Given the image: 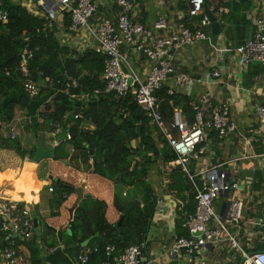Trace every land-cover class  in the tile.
<instances>
[{"label":"crops","instance_id":"obj_1","mask_svg":"<svg viewBox=\"0 0 264 264\" xmlns=\"http://www.w3.org/2000/svg\"><path fill=\"white\" fill-rule=\"evenodd\" d=\"M6 1L20 4L33 16L44 18L49 27L55 24L61 46L80 54L88 49L97 51V42L86 29L83 28L76 33L69 31V27L66 26L65 22L66 15L63 12L58 13L55 20L50 21L49 15L55 9L46 0ZM117 1L97 0L98 13L93 21L96 18H116L119 13ZM208 1L209 9L220 22V34L214 35L210 25L206 28L209 35L208 39L178 51L173 50L171 56L176 68L192 77L204 79L212 74L215 69L221 72L219 79H210L207 83L197 84L192 96L189 98L192 101H198L203 95L208 94L212 99V109L223 104H229L231 116L239 129L236 133L225 138L213 134L210 141L205 145V152L197 157L191 156L188 167L190 173L194 175L193 183H195L196 178L200 182L204 180L202 172L217 169L225 173L229 182L234 185L228 197L224 193L215 205L217 214L226 219L229 210L227 208L228 202L235 198L244 201V221L239 230L240 232H238L239 234H237L240 248H233L226 241L220 244H209L198 255L190 256L183 253L176 258L169 256L168 249L173 239L178 236L180 226L182 228L181 213H186V203L181 198L173 195L168 187L171 171L176 165L173 162L165 164L158 161L148 166L147 180L158 199L157 210L148 233L144 253V259L148 264H244L245 254H249V250L264 246V228L255 224L253 213L264 206V176H256L257 171L264 170V160L261 157L264 153L259 154L258 149L260 147L256 145L258 138L264 136V127L260 126L257 114V108L264 102V65L251 64L245 68L240 63L236 53L237 48L254 35L259 27L258 22L264 21V0H252L250 9L244 6L235 12L234 16H236V20H239L238 22L231 18V21L224 24L221 22V15L222 13L230 14V8L224 7V5L231 0ZM237 1L242 2V0ZM3 3L4 0H0V4L4 8ZM189 3L190 0H141L135 6L134 19L145 26L151 27L160 16H164L174 30H181L184 27L198 29L201 21L206 17L205 9L203 8V12L199 16L192 17L189 15ZM241 19H244L245 22L240 21ZM262 29L264 30V26ZM71 55L74 56L72 53ZM131 58L138 73L145 77L151 69V64L144 56L135 51L131 52ZM63 74H65V69ZM64 78V81L73 87V81H76L75 87H77L78 80L67 78V76ZM38 82L41 85V91L43 88H47L45 82ZM170 86L171 83H168L165 87L169 90ZM88 96L82 95L77 100L89 102L90 98ZM0 98L2 97L0 96ZM49 102H52V98ZM43 108L44 106L38 112L36 127L31 123L28 108L17 107L13 120L16 122L13 124L17 125L19 132L17 139L20 140L22 146L31 151L35 150L34 153L40 149L43 154L42 157H44L35 169L38 178L44 184L42 190L37 193L40 202V214L37 215L34 212L33 200L36 193L32 191L30 185L26 183L28 185L26 186L22 182L26 159L15 150H0V156L4 157V164L1 163L3 160L0 158V174L2 176L0 178V196H14L17 198L22 196L20 199L33 209L34 219L39 220L43 233L42 222L54 228L57 232L60 230L69 231V225L76 213L77 206L85 196H92L105 201L108 204L109 219L111 222L117 223L121 213L115 206L116 192H118V197L122 202L132 196L141 201L144 195L143 188L141 186L131 188L115 187L112 181L91 173V168L95 162L94 158H91L88 162H82L83 159L73 160L74 155L77 153V151L72 152L73 146L68 147L70 155L68 160H54L52 155L50 158L47 157L46 153L54 149L53 141L55 137L51 133L53 122L47 124L39 115ZM74 113L76 112L72 111L67 114L73 116ZM78 113L83 115L81 112ZM175 118L193 120L186 115L183 103L174 107ZM80 128L84 131L95 129L85 120L81 123ZM2 132L4 136L10 137L8 124L4 125ZM64 137L65 135L61 134L56 138L64 140ZM138 145L139 141L132 142L134 148ZM138 160L143 161L142 158H138ZM56 179L67 182L76 189L59 209L52 207L49 202L52 196L49 187ZM14 183H17V193L21 196L11 191ZM188 194V191H185L184 195L189 196ZM53 210L58 212L55 217L51 216ZM183 226L186 228V225ZM88 244L85 247H91ZM20 246L25 252L29 253V264H32L29 249L22 243H20ZM59 246L63 245L60 243ZM85 247L80 246L76 259L73 258L74 264H76L78 256ZM50 252H45V257ZM95 255L93 256L95 257ZM106 259L105 254L104 259L96 260L95 258L90 264H101ZM43 264H51V262L45 259Z\"/></svg>","mask_w":264,"mask_h":264},{"label":"trees","instance_id":"obj_2","mask_svg":"<svg viewBox=\"0 0 264 264\" xmlns=\"http://www.w3.org/2000/svg\"><path fill=\"white\" fill-rule=\"evenodd\" d=\"M129 1H132L135 6L141 2V0H137L136 3L134 0ZM206 2L209 3L208 0ZM251 5L252 0H242L241 3L231 0L224 5L230 8V14L222 13L221 22L224 24L231 21V18L238 22L239 20H236L234 16L235 12L244 6L250 9ZM3 6L9 12V23L0 31V96L2 97L0 105L3 99L13 92H17L21 101L8 102L0 111V150L17 151L20 140L4 136L2 131L4 125L14 120L17 107L27 109V104L32 100L24 89V77L19 70L22 59L20 50L29 44L34 51V58L29 66L34 80L44 82L40 76L42 72L45 76L61 79L63 82L65 76L78 80L77 87H65L66 90L64 88L63 92L57 93L58 87L57 89L43 88L40 93V99L45 102V106L39 115L47 123L62 120L64 114L72 111L81 112L84 117L83 121H74L71 127V139L62 142L60 147L54 148L52 158L58 161L68 160L70 157L68 147L73 146L77 151L74 157L72 156L73 160L83 159L82 162H88L94 156L96 157L91 173L112 181L115 187L141 186L144 193L140 203L135 204L125 215H122L119 208L124 209L134 204L137 199L131 195L132 197L122 202L116 192L115 206L121 213L119 221L123 219L120 227L118 226L119 221L113 223L109 219L108 204L92 196H85L77 206L69 225V231L57 232L42 222L44 233L41 244L21 242L29 249L32 264H43L45 262L44 253L56 249L60 243L65 250L60 252L51 264H74L71 248L80 247L91 238L88 245L100 248V254L93 256L92 261L95 258L96 260L104 259L105 248L109 245L115 246L117 251H124L132 245L143 243L146 245L158 205V199L147 180L148 166L158 161L165 164L174 163L177 155L162 132L152 126L150 119L133 96L118 97L114 93L105 92V85L101 79L105 64V57L102 54L94 49H88L83 54L71 51L61 46L55 24L49 27L44 18L33 16L20 4L4 0ZM68 17L66 14L65 22L69 27L70 18ZM240 21L245 22L244 19ZM3 62L7 64L1 66ZM62 67L65 69V74L58 73ZM95 90H100L102 93L93 96ZM82 95H89L88 106H75L74 101ZM157 96L166 127L170 128L174 120V107L181 103L184 104L186 115L191 119L194 118V112L190 106L192 100L189 97L181 93L170 95L166 87L161 89ZM51 98L52 102H49ZM2 115L6 118L5 121L2 120ZM84 120L95 129L82 130L80 126ZM133 141H139L138 147L132 146ZM256 145L260 147L258 153L263 154L264 136L258 138ZM18 154L21 155L20 152ZM138 158H142L143 161L140 162ZM170 176L168 187L171 193L186 203V213H181L182 228L180 226L178 236H188V231L183 225L186 224L188 216L195 213L197 189L202 190L204 184L198 178L193 183L181 166H175ZM256 176H264V170L257 171ZM33 181L38 186V191H41L44 184L38 178L36 171ZM22 182L26 185L23 176ZM16 185L17 183H14L12 192L17 193ZM51 186L54 187V192L49 202L52 207L58 209L67 201L62 199V195L64 193L71 195L76 190L64 181H53ZM185 191H188L189 196L184 195ZM56 215H58L57 211H51V216ZM96 234H99L100 238H95ZM261 250H264V246L249 250L248 253ZM143 264H148V262L144 261Z\"/></svg>","mask_w":264,"mask_h":264},{"label":"built area","instance_id":"obj_3","mask_svg":"<svg viewBox=\"0 0 264 264\" xmlns=\"http://www.w3.org/2000/svg\"><path fill=\"white\" fill-rule=\"evenodd\" d=\"M55 10L51 11L49 20L56 19L58 13L63 12L70 18L69 31L78 32L86 29L96 40V50L105 57L102 73L106 93H114L118 97L131 95L145 112L152 126L162 132L168 143L177 155L176 165H181L191 180L187 166L191 156L202 155L205 145L210 141L215 132L221 138L236 133L239 129L231 116L229 104H223L212 109V99L208 94L203 95L198 101L191 102L194 118L182 120L175 118L170 128L166 127L160 110L158 92L168 83H171L169 94L181 93L187 97L197 84L207 83L210 79H219L221 72L217 69L207 78H196L180 72L173 63L171 52L192 46L208 39L206 28L211 25L207 17L201 21L200 28L191 29L184 27L174 30L164 16H160L153 26L148 27L134 19L135 4L129 0H118L119 13L116 18H94L98 13L97 0H46ZM206 0H190L189 15L199 16L203 12ZM49 12V11H48ZM9 23V12L0 4V31ZM259 27L254 35L240 45L236 53L243 67L247 68L254 62L264 65V21L258 22ZM144 56L151 64L149 73L141 76L132 63L131 52ZM34 58V51L29 44L23 49L19 70L23 74V86L31 99L40 96L41 85L32 78L30 62ZM45 87L63 92L65 87L72 86L61 79L45 76ZM74 87L76 81H73ZM56 93V94H57ZM102 92L95 90L93 96ZM89 98V96H88ZM260 126L264 127V102L257 108ZM84 119L83 115L74 113L66 114L63 120H55L51 124L53 148L62 142L71 139V127L74 121ZM16 123L8 124L10 138L16 140L19 136ZM64 134V140L57 139ZM76 150L72 147V152ZM264 160V154L261 156ZM204 175V188L198 189L196 197V211L187 219L188 236H176L168 254L172 258L187 253L190 256L198 255L209 244L229 242L233 248H240L237 234L240 232L244 221L245 203L242 199L235 198L231 201L227 218L217 214L216 201L221 194L230 192L234 185L231 184L225 173L217 169L202 172ZM53 192L54 188H50ZM62 198L67 200L69 194L64 193ZM34 215L23 200L4 198L0 196V264H29V253L20 246L35 234ZM3 243L5 244L3 246ZM145 243L132 245L124 251H117L115 246L105 248L106 261L101 264H143L145 261ZM100 252L98 246L85 247L78 256L76 264H90L92 257ZM244 264H264V250L245 254Z\"/></svg>","mask_w":264,"mask_h":264},{"label":"water","instance_id":"obj_4","mask_svg":"<svg viewBox=\"0 0 264 264\" xmlns=\"http://www.w3.org/2000/svg\"><path fill=\"white\" fill-rule=\"evenodd\" d=\"M134 2L136 3L137 0H134ZM204 9H205V14H206V17L208 19V21L211 23V27L213 29V34L214 35H219L220 32H221V25H220V22L218 21L217 17L214 16V14L211 12V10L209 9V6H208V3L206 2L205 5H204ZM20 53L22 54L23 53V49L20 50ZM7 64V62H3L1 64V66H5ZM253 64H258V65H261L260 62H254ZM59 72H63L64 73V68L62 67L59 71ZM11 101H17V102H20L21 101V98L18 96L17 92H13L11 95L5 97L0 105V111L2 110L3 106L8 103V102H11ZM74 104L78 107H86L88 102L86 101H82V100H76L74 101ZM45 106V103L44 101H42L40 99V96H36L35 99H32L31 102H29L27 104V108L29 110V113H30V118H31V123L34 127H36L37 125V120H38V112L39 110ZM2 120L5 121L6 118L2 115L1 116ZM101 138V137H100ZM17 151L20 152L23 157L26 159V162H29V163H33L35 164L36 166L39 164V162L44 158L42 157V151L39 149L37 152L34 153V151H31V150H28V149H25L21 142H18V145H17ZM52 155V151L51 152H47L46 153V156L47 157H51ZM45 156V155H44ZM94 159L93 160H96V157H93ZM55 182H59L58 179L54 180ZM226 196L228 197V194L229 192L225 193ZM221 196H223V194H221ZM140 201L139 200H136L134 204H130L128 206H126L124 209L122 208H119L120 211L122 212V215H125L131 208L134 207L135 204H139ZM230 202H228L227 204V208L229 209V206H230ZM254 215H255V224L258 225V226H261L264 228V206L263 208L261 209H257L256 211L253 212ZM38 215V214H37ZM123 223V219H121L118 223V226L120 227ZM34 225H35V234L34 236L32 237V239H29L28 242L29 243H33L34 245L36 244H41L42 243V237H43V230H42V227L40 225V222L39 220L36 218L35 221H34ZM95 237H100L99 234H96ZM92 239V238H91ZM89 243V241L85 242L82 247H85L87 244ZM5 244L3 243V246ZM80 249V247H72L71 250L73 252V258L76 259V255H77V251ZM63 250H65V247L64 246H59L57 247L56 249H54L53 251H51L48 255H46L45 259L46 261L48 262H52L53 259L60 253L62 252Z\"/></svg>","mask_w":264,"mask_h":264},{"label":"bare ground","instance_id":"obj_5","mask_svg":"<svg viewBox=\"0 0 264 264\" xmlns=\"http://www.w3.org/2000/svg\"><path fill=\"white\" fill-rule=\"evenodd\" d=\"M163 134V133H162ZM164 135V134H163ZM165 136V135H164ZM175 164V163H173ZM176 165V164H175ZM176 166H181V165H176ZM187 166H188V163H187ZM182 167V166H181ZM37 168V166L33 163H29V162H26L25 163V166H24V171H23V177L26 181V183L28 185H30L32 191H34L36 194L34 196V200H33V206H34V212L35 214H40V202H39V199H38V196H37V193H38V186H36L34 183H33V174H34V171L35 169ZM183 169V167H182ZM189 169V167H188ZM184 170V169H183ZM186 172V171H185ZM190 172V171H189ZM187 173V172H186ZM188 174V173H187ZM191 174V173H190ZM189 175V174H188ZM192 175V174H191ZM190 177V176H189ZM0 178H2L1 174H0ZM52 188H54L53 186H51ZM50 187V188H51ZM50 188H49V191H50ZM51 192V191H50ZM54 192V191H53ZM51 192V193H53ZM63 196V195H62ZM4 197H7V198H12V199H15V200H21L20 198H17V197H8V196H4ZM63 199V198H62ZM64 200V199H63ZM27 207L30 209V211L32 213L33 212V209H31V207L26 203ZM196 211V209H195ZM193 215V214H192ZM190 216V215H189ZM188 216V217H189ZM187 222V221H186ZM186 225V224H185ZM186 229H187V226H186ZM188 231V229H187ZM25 242V241H24ZM27 243H29L28 241H26Z\"/></svg>","mask_w":264,"mask_h":264},{"label":"rangeland","instance_id":"obj_6","mask_svg":"<svg viewBox=\"0 0 264 264\" xmlns=\"http://www.w3.org/2000/svg\"><path fill=\"white\" fill-rule=\"evenodd\" d=\"M65 90H66V89H65ZM87 123H88V121H87ZM47 124H48V123H47ZM0 158H1V160H3V162H1V163L4 164V157L1 155ZM1 160H0V161H1ZM4 198H6V197H4Z\"/></svg>","mask_w":264,"mask_h":264},{"label":"clouds","instance_id":"obj_7","mask_svg":"<svg viewBox=\"0 0 264 264\" xmlns=\"http://www.w3.org/2000/svg\"><path fill=\"white\" fill-rule=\"evenodd\" d=\"M252 254V253H251Z\"/></svg>","mask_w":264,"mask_h":264}]
</instances>
